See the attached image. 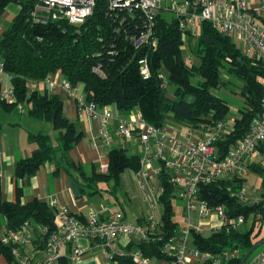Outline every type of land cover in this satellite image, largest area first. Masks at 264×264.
Returning a JSON list of instances; mask_svg holds the SVG:
<instances>
[{
  "label": "trees",
  "instance_id": "16d2710c",
  "mask_svg": "<svg viewBox=\"0 0 264 264\" xmlns=\"http://www.w3.org/2000/svg\"><path fill=\"white\" fill-rule=\"evenodd\" d=\"M11 2L18 5V12L0 33L2 70L9 77L16 105H21L25 116L48 123L56 132V147L51 145L47 134L27 133L26 141L34 149L27 158L14 162L12 174L15 179L28 178L42 165L53 162L54 174L60 169L66 173L73 171L77 179L86 182L77 184L80 189H90L98 182L116 185L123 171L135 173L140 168L138 156L128 154L122 148H113L106 154L105 173L92 171L89 177H84L81 167H75L68 157V151L81 138L77 124L65 118L62 102L55 94L35 90L27 92L28 82H41L51 74H60L71 89L80 86L84 103H92L97 108L112 105L121 113L136 109L141 119L153 127L171 122L197 128L221 121L228 112L227 104L209 93V89L221 85L219 78L222 72L241 82L242 106L237 110L231 132L215 144L221 153H225L245 133L250 120L259 112L264 82L262 63L243 56L228 37L214 31L209 23H201L193 36L179 30L175 19L167 21L158 12L152 34L155 47L133 50L130 39L136 33L134 26L138 24V18L124 20V13H118L115 18L107 11V0H94L92 14L77 26L62 20L48 21L43 25L32 23L29 12L34 0H0V15ZM183 37L189 53L198 59L197 65L183 62L180 52ZM142 59L148 70L145 79L138 70L137 62ZM94 66H99L102 78L91 72ZM161 68L166 71V83L174 88L171 99L166 97L162 86ZM191 78L197 81L192 84ZM0 107L9 111L15 105L0 104ZM257 152L264 156V143L257 146ZM248 171L260 177V199L252 204L231 198L227 191L240 190L244 178L218 181L197 189L196 199L206 201L211 207L222 206L228 217L241 215L244 222L249 214L253 215L251 227L245 231L237 229L224 233L220 230L206 235L189 231V244L200 253L217 258L224 251L237 250L236 257L221 260L219 264H239L244 254L264 239H257L253 234L254 222H257L255 214H259V220L264 217V166L250 165ZM157 180L161 188L156 199L161 207L158 227L148 231L145 226V238L130 247L140 258L168 262L171 258L163 255L161 248L178 230L171 205L175 190L164 174L160 173ZM97 192L94 190L89 194ZM55 211V208L36 199L26 203L0 200V217L7 232H17L28 224L37 234L35 243L40 242V247H43L44 238L55 230L52 223ZM140 222L146 224L145 220L137 221ZM37 229H45V235H40ZM14 247L0 244V256L7 264L15 263V256L10 253ZM18 251L20 254L21 249ZM258 251H253L244 264ZM128 253L114 255L111 260L114 264H134ZM58 264L71 263L61 259Z\"/></svg>",
  "mask_w": 264,
  "mask_h": 264
},
{
  "label": "built area",
  "instance_id": "2783aa9c",
  "mask_svg": "<svg viewBox=\"0 0 264 264\" xmlns=\"http://www.w3.org/2000/svg\"><path fill=\"white\" fill-rule=\"evenodd\" d=\"M163 1L107 0V11L115 18L118 13L125 14L122 18L124 20L138 18V24L134 26L136 33L130 39L133 50L155 47L156 42L152 35L154 18L158 12L167 11L173 14V19L177 21V26L182 32L187 31L194 36L201 23H209L214 31L231 41H236L243 56L260 61L264 67V18L261 19L260 15V9L264 8V0L258 9L249 7L245 0H169L166 7L162 6ZM93 8L94 0H34L29 17L32 23L40 25L48 21L62 20L77 26L92 14ZM137 63L139 74L143 79L147 78L148 70L144 59ZM91 72L99 78L103 77L99 66H94ZM51 76L52 74L48 75L39 83L48 88L60 87L65 94L74 99L79 112L82 111L88 118L95 117L97 107L94 104L84 103L80 97L75 99L74 89L65 81H57ZM1 77L8 76L4 74L0 63ZM262 89L259 112L250 120L245 133L235 140L225 153H221L215 144L231 132L236 116H225L221 121L197 128L176 125L186 132L183 137H178L172 127L165 125L166 122L160 127H153L146 124L137 111L130 110L126 117H120L108 106L101 108L98 139L106 146L115 139L138 142L140 168L136 172L137 176L144 179L147 173L153 177L160 173L164 174L174 188L176 197L183 202L184 209L187 212H196L204 220L203 224L197 226H191L186 220L184 226L167 239L161 253L171 258L168 264H186L187 257L196 259L197 263L209 260L210 264H219L221 260L226 261L237 256L236 249L224 251L217 258L200 253L190 246L188 234L190 230L202 234L203 230L206 231L204 227L209 233L220 230L228 233L237 230L243 224L241 215L228 217L222 206H208L206 201L198 200L196 196L199 186L245 178L250 165L264 166V162L253 163V157L259 155L257 146L264 143V82ZM0 104L16 105L10 83L0 85ZM16 108L21 110V105H16ZM167 127L171 128L170 132L167 131ZM105 171L106 165L101 164L98 173L104 174ZM227 191L231 198L246 202L241 189ZM147 192V202H150L152 197L156 199L159 196L161 188ZM47 205L50 208L55 206L53 201ZM259 218V214H255V219ZM145 222L148 231L158 227V221L152 214L146 216ZM52 223L55 230L44 238L41 250L45 256L44 260L34 264H58L60 258L58 248L61 245L71 247L66 259L70 263L76 262L82 254V250L76 246L78 239L98 241V246L109 264H114L111 260L115 255L112 251L114 240L121 237H137V240H142L147 234V229L125 221L119 212L110 213L104 219L92 213L79 220L67 208L59 207L55 211ZM27 226L28 224H24L21 230L6 233V246L16 247L10 249V253L16 259L14 264H33L30 256H21L18 251V248L30 240V235L25 230ZM38 232L45 235V229H39ZM129 255L134 264H147V260L140 258L137 252ZM247 264H264V247L255 253Z\"/></svg>",
  "mask_w": 264,
  "mask_h": 264
},
{
  "label": "crops",
  "instance_id": "0c3cea01",
  "mask_svg": "<svg viewBox=\"0 0 264 264\" xmlns=\"http://www.w3.org/2000/svg\"><path fill=\"white\" fill-rule=\"evenodd\" d=\"M263 0H245L247 5L252 9H258ZM18 12V11H17ZM12 13V10L11 12ZM8 12H3V18L8 17ZM13 14V13H12ZM261 19L264 18V8L260 9ZM3 30L0 28V33ZM51 77L56 78L57 81H64L60 74H52ZM9 83V78L1 77L0 85ZM31 84V89L27 88V92L30 91H46L55 94L63 105V115L66 119L73 121L77 124L78 130L81 133V138L79 141L68 151V157L72 164L81 167V172L85 178L89 177L93 171L95 174L98 173V166L101 164L106 165V154L109 149L122 148L125 151L128 147H134L140 156L139 150L140 145L138 142H125L119 140H113L109 146L103 144V142L98 139V130L100 127V115L101 108L96 109V115L93 118H88L82 111L77 110V105L72 97H69L64 91L57 86L53 88L44 87L39 82H29ZM39 89H35L36 87ZM74 95L76 98L83 97L81 94V87L77 86L74 88ZM108 108L120 117H126L128 112L121 113L118 112L114 106H108ZM17 110V112L15 110ZM23 114V110L19 111L16 107L5 111L0 107V200L7 202L19 201L20 203H26L32 199L49 204L51 201L54 202V208L57 210L59 207L67 208L77 219L82 220L85 216L95 213L99 215L100 219H104L110 213L118 212L111 210L106 204H103L97 200L96 195L99 193L89 194L88 190L85 188L80 189L79 185L83 184L84 181L77 179L73 171L66 173L63 170H58L56 174L55 165L53 162L46 163L42 165L34 175L25 179H15L12 174V167L15 161L27 158L34 146L28 144L26 141V135L28 132H42L48 134L51 130L49 124L44 121H29L18 118L14 114ZM133 111H136L133 110ZM28 118V117H27ZM29 119V118H28ZM114 122H112L113 126ZM167 131H171L170 127H167ZM138 156V157H139ZM57 157V154L56 156ZM264 162V156L257 155L253 157V163L261 164ZM154 165V164H152ZM124 172V171H123ZM122 172V173H123ZM138 172V171H137ZM121 173V174H122ZM120 174V175H121ZM128 179L130 177L128 176ZM130 181V180H129ZM132 183L138 187L139 191L142 192V202L144 203L145 210L140 208L139 211H135L132 219H128L126 214L121 211L119 212L125 221L131 222L135 225L140 226L145 229L146 224L144 222L137 223L138 220H145L146 216L154 212H158L156 221H158L161 207L157 203V198H151L150 202H147V191H156L159 187V181L157 177H153L150 173L141 179L137 176L136 172H132ZM86 183V182H84ZM96 189L99 190L98 187ZM96 190V191H98ZM177 200H179L177 198ZM181 201V200H180ZM139 204L140 200H139ZM158 206L159 208H157ZM145 211V215L141 214V211ZM182 218L183 226L187 220L191 226H197L204 223L196 212H187L182 206ZM154 217V216H153ZM182 226V227H183ZM28 227L25 228L28 235H30V240L27 243L30 247L27 250V256H30L31 262H41L44 260V254L41 252L42 247H40V242L35 243L37 234L34 233L33 229L29 231ZM208 232L206 227H204ZM39 229H37L38 231ZM7 230L5 228L4 222L0 217V244L6 246L5 236ZM137 237H121L113 242L112 251L115 255H123L136 252L132 250L130 245L136 243ZM98 241L90 242L85 239H78L76 241V246L82 250L81 256L73 264H109L108 260L102 253L100 247L98 246ZM24 250L23 248H19ZM71 247L69 245H61L58 248V254L60 256L59 260L66 259V256L70 252ZM67 260V259H66ZM68 261V260H67ZM59 263V262H58ZM70 263V262H68ZM0 264H7L5 260L0 256ZM147 264H168L165 260H147ZM186 264H198L196 259L192 257H187Z\"/></svg>",
  "mask_w": 264,
  "mask_h": 264
},
{
  "label": "rangeland",
  "instance_id": "374dc122",
  "mask_svg": "<svg viewBox=\"0 0 264 264\" xmlns=\"http://www.w3.org/2000/svg\"><path fill=\"white\" fill-rule=\"evenodd\" d=\"M168 5H169V0H164L162 2L163 7H166ZM11 10L13 14L9 13L11 12ZM4 11L8 12L9 14H8V17L6 18H3V15H0V28L2 30L6 29V27L8 26L10 22V19L17 13L18 5L14 2H11L7 5ZM161 16L167 21H170L171 19L174 18L173 14L167 11H162ZM232 42L237 48H239L236 41H232ZM180 52H181V57L184 63L192 64V65H197L199 63L198 59L189 53L188 44L184 37H183L182 45L180 47ZM160 73L162 77L163 87L166 90V93H165L166 97L171 99L173 97L174 88L166 83V71L164 68L160 69ZM196 81H197L196 78H191L190 80L192 84H194ZM219 82L221 83V85H219L218 88L209 89V93L215 97L220 98L227 104L228 106V112L226 114L227 117L237 116V110L241 108L242 106V99L239 94L241 82L222 72L220 73ZM31 87H32L31 84L28 82L27 88L31 89ZM35 89H39V87L37 86ZM15 111L17 112V110ZM15 111H12L11 114H14L16 117L23 118L27 121L30 120L25 116L24 112H22L23 114L19 115V114H16ZM31 121L33 120L31 119ZM165 125L172 127L173 132H175L178 137H183L184 135H186L185 130L182 127L177 128L176 124L174 123L166 122ZM1 126L2 125L0 124V127ZM47 135L50 138L51 145L53 147H56V141H55L56 132L52 131L51 129ZM126 152L128 154L139 156L138 151H136L134 147H128ZM98 169H99V166H98ZM128 176L130 177V179H128ZM131 180H132V172L129 170H125L119 176V180L116 185H114V183L112 182H107V183L98 182V183L93 184L91 188L87 190L88 192H92L94 190H98L96 189V187H98L99 190L97 193H99L100 195L98 194L96 195L97 200H99L103 204H106L111 210L118 211V212L123 211L126 214L128 219H132L131 217H133L135 211H139V206L141 209L143 207L144 210H145V207H144V203L142 202L143 201L142 192L139 191L138 187H136L134 185V182L132 183ZM241 190L243 191L245 199H246L245 204L249 205V204H252L253 201H258L260 199V177L256 173L248 171L244 178V182L241 185ZM139 200H140L141 205L139 204ZM171 205L174 211L173 219L175 223L177 224V228H176L177 230L183 226V221H182L183 220L182 218L183 217L182 216L183 202L180 200H177V197L175 195L171 200ZM156 207L159 208L158 206ZM144 210L141 211V214L143 216L145 215ZM157 215H158V212L153 213V216L155 219ZM252 221H253V215L249 214L246 217L243 224L240 227H238V230L239 231L248 230L251 227ZM28 229L29 231H31V226L28 227ZM206 234H207L206 232H203V235H206ZM253 234L257 235V239L264 237V217L260 219L259 221L257 220V222H254ZM23 247H24V250L23 252L21 250L19 255L26 256L28 254L27 250L29 249L30 246L28 244H25ZM263 247L264 245L260 246L256 250L258 251L259 249Z\"/></svg>",
  "mask_w": 264,
  "mask_h": 264
},
{
  "label": "water",
  "instance_id": "95a60500",
  "mask_svg": "<svg viewBox=\"0 0 264 264\" xmlns=\"http://www.w3.org/2000/svg\"><path fill=\"white\" fill-rule=\"evenodd\" d=\"M264 245V239L257 242L256 244H254L242 257V259L240 260L239 264H244L246 262V260L248 259V257L252 254L253 251H255L257 248H259L260 246Z\"/></svg>",
  "mask_w": 264,
  "mask_h": 264
},
{
  "label": "bare ground",
  "instance_id": "6f19581e",
  "mask_svg": "<svg viewBox=\"0 0 264 264\" xmlns=\"http://www.w3.org/2000/svg\"><path fill=\"white\" fill-rule=\"evenodd\" d=\"M10 105H15V104H10ZM15 107H16V105H15ZM23 109H22V107H21V110H19V111H22Z\"/></svg>",
  "mask_w": 264,
  "mask_h": 264
}]
</instances>
